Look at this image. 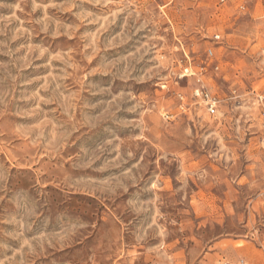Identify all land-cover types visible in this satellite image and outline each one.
Listing matches in <instances>:
<instances>
[{
  "label": "rangeland",
  "instance_id": "obj_1",
  "mask_svg": "<svg viewBox=\"0 0 264 264\" xmlns=\"http://www.w3.org/2000/svg\"><path fill=\"white\" fill-rule=\"evenodd\" d=\"M263 113L264 0H0V264H264Z\"/></svg>",
  "mask_w": 264,
  "mask_h": 264
},
{
  "label": "built area",
  "instance_id": "obj_2",
  "mask_svg": "<svg viewBox=\"0 0 264 264\" xmlns=\"http://www.w3.org/2000/svg\"><path fill=\"white\" fill-rule=\"evenodd\" d=\"M216 38L219 39L220 35H217ZM207 54L209 57H212L214 55L212 48L207 50ZM186 71H188V68H186ZM186 74H188V73H186ZM195 94L197 96L203 97V99L206 102V105L208 107L209 112H211V113L215 112L218 100L214 96H212L208 91H206L204 89H200V88L196 89ZM263 116H264V113H263Z\"/></svg>",
  "mask_w": 264,
  "mask_h": 264
}]
</instances>
